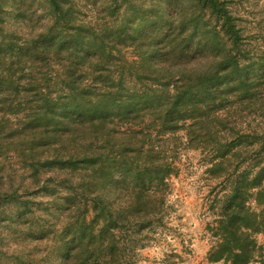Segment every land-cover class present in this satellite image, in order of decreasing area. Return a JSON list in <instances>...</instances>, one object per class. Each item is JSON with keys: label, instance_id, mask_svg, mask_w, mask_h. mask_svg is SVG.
I'll use <instances>...</instances> for the list:
<instances>
[{"label": "trees", "instance_id": "1", "mask_svg": "<svg viewBox=\"0 0 264 264\" xmlns=\"http://www.w3.org/2000/svg\"><path fill=\"white\" fill-rule=\"evenodd\" d=\"M75 1L0 0V254L5 232L40 225L59 264H122L165 207L184 131L213 149L209 177L231 181L208 259L250 264L264 132L235 129L264 112V53L230 1ZM44 210L64 218L56 233Z\"/></svg>", "mask_w": 264, "mask_h": 264}, {"label": "rangeland", "instance_id": "2", "mask_svg": "<svg viewBox=\"0 0 264 264\" xmlns=\"http://www.w3.org/2000/svg\"><path fill=\"white\" fill-rule=\"evenodd\" d=\"M88 1L92 5L96 3L94 0ZM88 1L75 2L76 6H81L82 10L87 12L91 8L86 6ZM156 1L164 3L166 0ZM229 1V7L239 18V25L246 34V42H249L252 48H258V53H264V0ZM245 114V123L238 124L235 132L263 133L264 112L252 106ZM223 135V142L230 139L229 134ZM177 136L182 138L176 140L180 145L178 157L175 159L178 170L169 178L165 207L153 218L151 227L138 235L136 251L124 259L122 264H224L210 262L208 253L219 241L215 230L223 212L222 198L230 192L231 181L209 177L207 168L214 155L212 148H191L187 144L184 131H180ZM250 139L256 142L258 138ZM263 140L261 139V142ZM40 201V197H35V203ZM250 204L255 209L259 208L253 199H250ZM41 206L47 207L46 204ZM39 214L42 216L40 219L45 220L39 224L46 226V229L56 233L64 226V218L60 217L56 210L51 215L46 210ZM40 228V225L32 227L34 235L5 232L1 243L3 254H0V264H6L8 260H12L11 264H17L15 256L24 260H35L36 264H59V253L52 252L56 235L45 237ZM254 237L257 240L258 252L250 264H264V230Z\"/></svg>", "mask_w": 264, "mask_h": 264}]
</instances>
